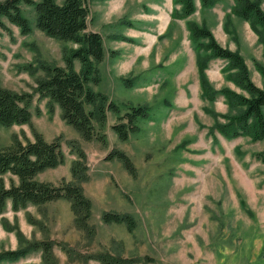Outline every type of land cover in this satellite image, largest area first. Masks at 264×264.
<instances>
[{"label": "rangeland", "instance_id": "rangeland-1", "mask_svg": "<svg viewBox=\"0 0 264 264\" xmlns=\"http://www.w3.org/2000/svg\"><path fill=\"white\" fill-rule=\"evenodd\" d=\"M84 1L89 9L86 31L98 32L104 49L99 81L86 85L106 95L120 115L130 106L147 105V116L139 118L138 130L122 141L111 128L120 120L106 108L102 127L92 121L106 143L83 139L63 119L59 106L51 103V108L48 98L36 92L37 80L45 77L41 64L64 66V49L77 44L39 30L34 8L23 2L20 8L31 26L29 33L21 34L1 17L11 30V36L3 30L0 34L1 85L32 94V116L30 126L0 125V146L12 144L15 135L22 142L32 140V126L47 141L58 139L64 162L36 176L57 185L76 182L70 165L76 158L71 143L77 142L86 155L87 179L80 185L92 202L89 226L94 231L87 236L75 226L65 199L42 209L28 205L5 213V208L0 213V252L19 246L16 233L5 228V219L16 223L27 239L50 237L69 245L75 251L70 259L58 244L53 247L58 264H102L75 257L101 252L121 256L128 264H264V161L254 156L264 150V139H229L214 131L213 141L208 134L213 119L204 108L223 114L228 107L222 96L212 103L201 98L196 53L186 26L188 20L205 25L221 46L243 56L251 80L264 87V77L255 68V62L264 65V46L250 23L234 13V0H217L211 7L194 0L196 9L185 18L172 16L173 8H180L173 0ZM261 7L264 11V0ZM225 65L219 58L208 62L205 73L213 89L228 87L245 94L226 78ZM73 67L80 71L78 60H73ZM111 149L127 154L134 175L121 160L105 159ZM2 177L8 186L9 175ZM106 211L132 215L135 227L104 222L101 215ZM26 212L43 225L30 224ZM29 254L0 264H42L40 251Z\"/></svg>", "mask_w": 264, "mask_h": 264}, {"label": "trees", "instance_id": "trees-1", "mask_svg": "<svg viewBox=\"0 0 264 264\" xmlns=\"http://www.w3.org/2000/svg\"><path fill=\"white\" fill-rule=\"evenodd\" d=\"M216 1L200 0L202 7H211ZM21 2L34 8L35 25L39 30L51 38L77 44V47L68 51L64 49V66L41 64L45 77L37 80L36 92L39 98H48L51 108V103H56L62 112L63 119L77 130L83 139L97 138L103 143H106L105 135L103 133L97 135L92 121L95 119L102 127L106 120V108H109L120 120L112 124L111 128L120 140H127L130 132L134 133L138 130L137 120L147 116L148 106H130L128 111L120 115L118 106L112 101L108 102L106 95L86 85L89 81L94 83L99 81L98 63L103 59L104 49L100 34L86 31L89 9L85 1L63 0L59 4L55 0H2L0 1V34L3 30L11 36L10 28L1 19L3 16L18 27L21 34L31 31L28 19L22 15ZM173 3L180 5L178 10L173 8V17L185 18L196 9L194 0H173ZM232 10L250 23L258 41L264 46V11L261 0H234ZM186 26L196 53L201 98L212 103L222 96L228 107L223 114L209 107L204 108V111L213 119V125L209 126L208 134L213 141H216L214 131L229 139L240 135L249 136L252 140L264 139V87L257 86L251 80L249 68L243 56L236 50L221 46L205 25L188 20ZM126 39L132 40L127 37L123 40ZM212 58L226 60L223 68L226 78L233 81L245 94L228 87H222L220 90L213 89L205 73L207 64ZM74 59L79 61L80 71L74 69ZM255 68L264 77V65L255 62ZM31 99L32 94L5 88L0 81V125L10 127L15 124H28L30 126ZM86 105L92 108L87 109ZM32 134V140L25 138L22 142L15 135L12 144L0 146V213L5 210L7 200L11 201V209L17 211L28 205L42 209V206L48 202L65 199L70 202L75 226L89 236L94 231L93 227L89 226L92 202L84 194L80 185V182L87 179L84 150L77 142H70L72 150L76 153V158L70 165V173L76 182L63 181L56 185L50 181H41L36 176L46 169L62 164L65 157L58 139L47 141L33 126ZM254 156L264 161V150L255 153ZM114 158L121 160L131 175L135 174L134 165L126 153L119 149H111L105 159ZM4 174L9 175L8 186L5 185L2 177ZM240 203L244 205L243 200H240ZM25 214L30 224L39 228L43 225L41 220L30 213ZM101 217L106 223H125L129 229L135 227V220L128 213L106 211ZM2 221L7 230L16 233L19 246L16 249L1 251L0 262L16 261L33 251H40L42 264H58V259L53 252L56 244L69 259L75 252L66 243L56 242L50 237L39 240L27 239L16 223L10 225L5 219ZM75 257L84 263L90 259H97L102 264H128L129 262L121 256H111L102 252L77 254Z\"/></svg>", "mask_w": 264, "mask_h": 264}, {"label": "crops", "instance_id": "crops-1", "mask_svg": "<svg viewBox=\"0 0 264 264\" xmlns=\"http://www.w3.org/2000/svg\"><path fill=\"white\" fill-rule=\"evenodd\" d=\"M221 60H223V59H221ZM7 211L13 212L12 209H11V201H10V200H7V202H6V211H5V213H6ZM3 214H4V213H3ZM28 256H30V254H29ZM28 256H27V257H28ZM27 257H26V258H27ZM21 264H23V263H21ZM24 264H25V263H24Z\"/></svg>", "mask_w": 264, "mask_h": 264}]
</instances>
